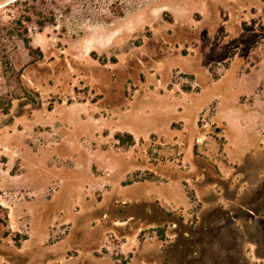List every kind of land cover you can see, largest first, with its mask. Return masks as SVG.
<instances>
[{"label":"rangeland","instance_id":"1","mask_svg":"<svg viewBox=\"0 0 264 264\" xmlns=\"http://www.w3.org/2000/svg\"><path fill=\"white\" fill-rule=\"evenodd\" d=\"M37 5L56 18L26 24L42 57L6 40L0 69V264H264V0Z\"/></svg>","mask_w":264,"mask_h":264},{"label":"trees","instance_id":"2","mask_svg":"<svg viewBox=\"0 0 264 264\" xmlns=\"http://www.w3.org/2000/svg\"><path fill=\"white\" fill-rule=\"evenodd\" d=\"M37 1L38 0H32V2L29 0H13L8 3V5L17 10H21V14L12 20L6 22L0 21V69L3 70L6 76L14 70L6 40H13L14 38L22 40L30 56L33 59H38L42 57L43 52L40 48H35L32 45V40L29 36V30L26 24L33 21V15L37 17L36 23L41 29L46 25L56 24L55 14L51 12L52 14L48 15L43 9L39 8ZM41 1L43 2L45 0ZM11 106L12 101L10 99L0 97V110L2 112L8 113ZM115 139L119 142V147L123 149H128L136 143L133 134L129 132H117L115 134Z\"/></svg>","mask_w":264,"mask_h":264},{"label":"crops","instance_id":"3","mask_svg":"<svg viewBox=\"0 0 264 264\" xmlns=\"http://www.w3.org/2000/svg\"><path fill=\"white\" fill-rule=\"evenodd\" d=\"M170 130L173 131L171 125H170ZM151 133H155V134H158L156 131H152ZM148 134H146L145 136H143L144 139H146ZM242 147V152H239L238 155L234 152V151H228L226 150V153H227V160L229 163H234L235 165L239 166V165H242L246 162L247 160V157L249 156L250 152L249 150L247 149V146L245 144H242L241 145ZM242 153V154H241ZM206 175L204 174L203 171H194L192 174H190V176H195V177H198V176H201V175ZM238 174V171L235 170V169H225L223 170L222 172V177H234V176H237ZM193 185L198 188L199 184L196 182V180H194L193 182ZM165 189L169 191V203L173 206H178L180 204H184L186 203V200L185 198H181L179 197V188L176 184V182H166V184L164 185ZM153 257V256H152ZM255 257L257 258H260L262 260H264V256H261V255H257L255 253ZM155 261L153 258H149L147 259V263L148 264H153ZM155 264V263H154Z\"/></svg>","mask_w":264,"mask_h":264},{"label":"flooded vegetation","instance_id":"4","mask_svg":"<svg viewBox=\"0 0 264 264\" xmlns=\"http://www.w3.org/2000/svg\"><path fill=\"white\" fill-rule=\"evenodd\" d=\"M264 194V193H263ZM239 217H233L231 220H237ZM229 226L230 222H226L225 226L220 227V231L216 232V234L213 237L217 243L221 242L222 244L226 247H231L233 246L232 244L234 243L233 237L229 238ZM224 251H226V248H223ZM228 251V250H227ZM223 260H226L227 264H233V259L229 257L227 254L222 255Z\"/></svg>","mask_w":264,"mask_h":264}]
</instances>
